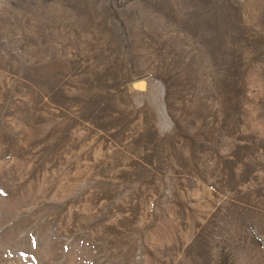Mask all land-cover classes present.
Listing matches in <instances>:
<instances>
[{"label": "rangeland", "instance_id": "obj_1", "mask_svg": "<svg viewBox=\"0 0 264 264\" xmlns=\"http://www.w3.org/2000/svg\"><path fill=\"white\" fill-rule=\"evenodd\" d=\"M0 264H264V0H0Z\"/></svg>", "mask_w": 264, "mask_h": 264}]
</instances>
